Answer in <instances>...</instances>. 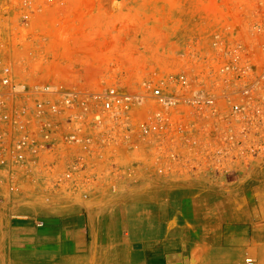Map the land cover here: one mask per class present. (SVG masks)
I'll return each mask as SVG.
<instances>
[{
	"label": "rangeland",
	"instance_id": "1",
	"mask_svg": "<svg viewBox=\"0 0 264 264\" xmlns=\"http://www.w3.org/2000/svg\"><path fill=\"white\" fill-rule=\"evenodd\" d=\"M255 1L0 0V37L10 39L15 54L32 56L28 66L43 83L139 91L182 68L193 75L199 61L206 73L209 65L217 70L223 59L216 36L229 45L235 42L242 33L238 24L245 7L252 9ZM27 5L35 11L28 14ZM198 52L202 58L196 57ZM249 123L246 137L216 140L214 146L203 138L193 149L196 153L188 148L176 169L162 173L152 154L121 153L114 161L106 160L101 182L107 185L102 187L56 186L64 177V164L52 172L51 156L38 173L0 172V264H9L14 222L60 214L68 206L102 209L111 203L103 197L142 189L154 177L202 181L224 192H241L238 187L247 182L250 197L264 200V123ZM112 182L117 188H110Z\"/></svg>",
	"mask_w": 264,
	"mask_h": 264
},
{
	"label": "built area",
	"instance_id": "2",
	"mask_svg": "<svg viewBox=\"0 0 264 264\" xmlns=\"http://www.w3.org/2000/svg\"><path fill=\"white\" fill-rule=\"evenodd\" d=\"M255 2L245 7L235 42L216 36L223 59L217 70L209 65L206 73L199 61L193 75L182 68L139 91L43 83L28 66L32 56L15 54L0 37V172L38 173L51 156L52 172L64 164L56 186L102 187L106 160L126 151L154 155L162 173L176 169L188 148L196 153L203 138L214 146L246 137L250 121L264 123V0Z\"/></svg>",
	"mask_w": 264,
	"mask_h": 264
},
{
	"label": "crops",
	"instance_id": "3",
	"mask_svg": "<svg viewBox=\"0 0 264 264\" xmlns=\"http://www.w3.org/2000/svg\"><path fill=\"white\" fill-rule=\"evenodd\" d=\"M11 228L9 264H264V200L202 181L153 178ZM139 188V187H138Z\"/></svg>",
	"mask_w": 264,
	"mask_h": 264
}]
</instances>
